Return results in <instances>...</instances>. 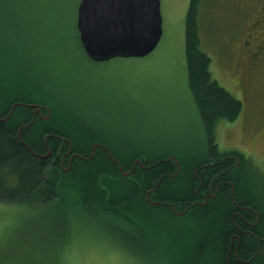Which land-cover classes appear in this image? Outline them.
<instances>
[{"label": "rangeland", "instance_id": "rangeland-1", "mask_svg": "<svg viewBox=\"0 0 264 264\" xmlns=\"http://www.w3.org/2000/svg\"><path fill=\"white\" fill-rule=\"evenodd\" d=\"M47 2L51 1L0 0V95L5 98L0 106L5 107L8 98L17 96L26 105L46 106L50 111L57 106L53 112H64V117L74 114L75 123L88 136L106 132L112 135L107 136L111 142H139L160 153L174 151L186 161L196 156L191 154L206 153L209 139L187 76L185 37L191 0H161L163 35L151 53L104 61L89 59L79 46L80 0ZM238 8L232 0H202L199 22L202 47L212 57L214 78L241 99L235 89L241 57L227 40L242 26L244 15ZM54 14L63 21L59 43H52L49 25L43 30L42 19L52 26ZM259 100H245V108L235 121H220L215 139L220 150H240L249 163L262 170V174L253 176L258 186L251 188L264 202V116L258 113ZM62 125L67 128L63 121ZM77 206L67 219V214L52 204L0 201V253L14 255L9 260H19L20 264L32 260L53 264H160L159 256L157 263L155 255L143 252V246L153 251L152 235L173 239L184 247V255L185 240L187 244L193 238L185 226H173L175 233H170L147 225L145 241L138 242V237L134 240L128 236L129 229L114 228L110 216L94 217L88 209ZM166 222H171L169 217ZM178 250L170 252L178 257L182 252Z\"/></svg>", "mask_w": 264, "mask_h": 264}, {"label": "trees", "instance_id": "trees-1", "mask_svg": "<svg viewBox=\"0 0 264 264\" xmlns=\"http://www.w3.org/2000/svg\"><path fill=\"white\" fill-rule=\"evenodd\" d=\"M49 1L50 4L53 0ZM201 4L202 0L190 2L185 45L188 83L209 139L205 154H191L196 156H189L191 161H186L174 151L160 153L139 142H111L107 136L112 135L104 131L103 135L88 136L75 123L74 114L64 117V112H53L54 107H59L52 106L48 118H44L47 108L42 110L43 115L34 116V106L20 103V98L13 96L6 100L5 107L0 106V201L52 204L67 214V219L81 205L94 217L110 216L114 228L129 229L128 236L138 237V242L145 241L147 225L170 233H175L173 226L190 229L193 238L183 244L185 255L183 246L173 239L152 235L153 251L143 246V252L155 255L157 263L159 256L165 264H264V202L253 193L258 186L253 176L262 174V170L249 163L239 150L218 148V123L238 119L244 104L214 78L212 57L202 47ZM42 21L44 31L48 25L51 27L52 43L61 42L60 17L52 15V26ZM0 99L5 98L0 95ZM80 124L87 125L81 120ZM95 143L98 145L93 150ZM74 153L72 163L67 164ZM230 153L238 154L241 163L231 159ZM65 154L67 170L59 164ZM249 172L251 175L247 176ZM233 196L242 205H249L250 209L243 208L246 222L233 216L238 210ZM251 208L259 213V221L253 226L248 223L256 221ZM167 217L171 222H166ZM234 233L242 239L238 247L236 236L231 240ZM176 250L182 251L178 257L170 252ZM8 255L0 253V264H20L19 260H9L14 255ZM27 264L53 263L32 260Z\"/></svg>", "mask_w": 264, "mask_h": 264}, {"label": "water", "instance_id": "water-1", "mask_svg": "<svg viewBox=\"0 0 264 264\" xmlns=\"http://www.w3.org/2000/svg\"><path fill=\"white\" fill-rule=\"evenodd\" d=\"M77 28L85 52L96 61L142 57L162 38L161 0H80Z\"/></svg>", "mask_w": 264, "mask_h": 264}, {"label": "flooded vegetation", "instance_id": "flooded-vegetation-1", "mask_svg": "<svg viewBox=\"0 0 264 264\" xmlns=\"http://www.w3.org/2000/svg\"><path fill=\"white\" fill-rule=\"evenodd\" d=\"M232 2H235V4L239 6L238 9L240 10L241 15H244V18H242V26L240 27L239 32L234 37L230 36L227 39L231 40V47L235 49L237 48L241 57L240 67L237 70L239 73L236 78L238 79V82L235 89L238 91V94L242 99L241 100L239 98L243 102L244 108L246 105L245 100L253 97H256L258 100L260 99L258 101V113L259 115L264 116V0H232ZM236 97L238 98V96ZM34 107L36 109V106ZM45 108L46 106H41L40 109L36 111V115L37 113L43 115L44 113L42 110ZM44 118H46L45 115ZM229 150L235 151V149ZM70 152L71 149L68 153ZM239 153L244 154L240 150ZM75 155L76 153L71 156L67 164L70 165L72 163ZM228 156L231 159L238 160V163H241V159L238 154L230 153ZM65 157L66 154L62 155L59 164L67 170L68 168H65L64 166ZM55 159L57 163V161H59V156ZM245 159L248 161L247 157H245ZM247 176H244V178H248ZM233 202L238 208V210L234 212L233 216L237 219H240L241 221L246 222L242 216L244 214L243 208L250 209L249 205H242L237 199L234 198V196ZM252 211L256 214V221H249L248 223L250 226L255 225L259 221L258 211L256 209H252ZM244 226H246V223H244ZM238 228H240L239 225ZM235 236L238 247L242 244V239L240 234L234 233L231 240H233ZM228 256L229 253L227 255V258L229 259Z\"/></svg>", "mask_w": 264, "mask_h": 264}]
</instances>
